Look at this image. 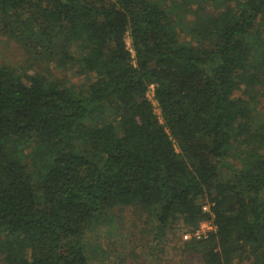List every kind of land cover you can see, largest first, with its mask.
Masks as SVG:
<instances>
[{
    "label": "trees",
    "instance_id": "obj_1",
    "mask_svg": "<svg viewBox=\"0 0 264 264\" xmlns=\"http://www.w3.org/2000/svg\"><path fill=\"white\" fill-rule=\"evenodd\" d=\"M190 1L0 0V37L47 66L0 59L2 263L91 264L115 208L164 234L209 204L182 252L264 264V0Z\"/></svg>",
    "mask_w": 264,
    "mask_h": 264
},
{
    "label": "rangeland",
    "instance_id": "obj_2",
    "mask_svg": "<svg viewBox=\"0 0 264 264\" xmlns=\"http://www.w3.org/2000/svg\"><path fill=\"white\" fill-rule=\"evenodd\" d=\"M181 3L182 0H177ZM168 5L171 0H165ZM209 0L190 1L188 7L197 9L204 7L205 12L213 9V4ZM189 16V15H187ZM190 18V16H189ZM184 37L183 34H180ZM0 59L9 60L13 67H28L30 70L39 71L47 68L45 64L33 63L31 57L21 48L5 37H0ZM48 68L55 76L62 77L68 75L73 82H80V77L73 74L75 68L61 70L50 65ZM44 72V71H43ZM242 90L235 91V95L242 96ZM258 100V108L264 115V96L255 94V101ZM230 162H234L228 158ZM264 196V193H263ZM194 229V228H193ZM193 229L184 227L178 220L165 229L162 234L152 213L139 206L131 205L115 208L110 218L101 222L94 230L86 235V249L91 256V264H201L198 257L190 256L182 252L184 241L181 235ZM233 261H239L235 258ZM243 264H248L247 259L242 260ZM0 263L2 258L0 255Z\"/></svg>",
    "mask_w": 264,
    "mask_h": 264
},
{
    "label": "built area",
    "instance_id": "obj_3",
    "mask_svg": "<svg viewBox=\"0 0 264 264\" xmlns=\"http://www.w3.org/2000/svg\"><path fill=\"white\" fill-rule=\"evenodd\" d=\"M131 51V49H130ZM153 84L149 85V89L147 90V97L150 99V101L156 105V100L154 98V92H153ZM202 211L208 214V219L201 221L197 228H195L192 231L185 232L181 235L183 241L188 240H201L208 236V233L215 229V225L213 224L212 218H213V212L211 211L209 204H204L202 206ZM228 264H240L237 261H231Z\"/></svg>",
    "mask_w": 264,
    "mask_h": 264
}]
</instances>
